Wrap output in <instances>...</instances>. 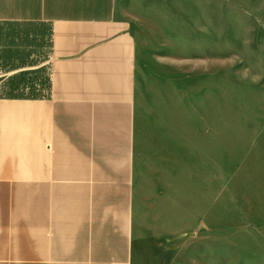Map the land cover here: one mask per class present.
Here are the masks:
<instances>
[{
  "label": "rangeland",
  "instance_id": "1",
  "mask_svg": "<svg viewBox=\"0 0 264 264\" xmlns=\"http://www.w3.org/2000/svg\"><path fill=\"white\" fill-rule=\"evenodd\" d=\"M118 9L138 50L129 264H264V0Z\"/></svg>",
  "mask_w": 264,
  "mask_h": 264
},
{
  "label": "crops",
  "instance_id": "2",
  "mask_svg": "<svg viewBox=\"0 0 264 264\" xmlns=\"http://www.w3.org/2000/svg\"><path fill=\"white\" fill-rule=\"evenodd\" d=\"M137 57L118 0H0V264H129Z\"/></svg>",
  "mask_w": 264,
  "mask_h": 264
},
{
  "label": "trees",
  "instance_id": "3",
  "mask_svg": "<svg viewBox=\"0 0 264 264\" xmlns=\"http://www.w3.org/2000/svg\"><path fill=\"white\" fill-rule=\"evenodd\" d=\"M4 87L6 98L40 99L50 96V77L44 67L21 71L7 78Z\"/></svg>",
  "mask_w": 264,
  "mask_h": 264
}]
</instances>
